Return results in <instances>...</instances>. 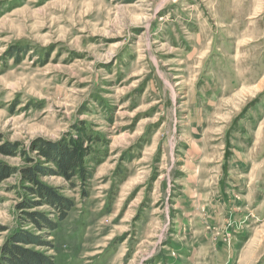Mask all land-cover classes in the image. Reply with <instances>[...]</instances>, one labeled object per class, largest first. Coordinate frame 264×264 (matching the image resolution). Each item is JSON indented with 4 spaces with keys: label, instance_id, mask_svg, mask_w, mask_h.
<instances>
[{
    "label": "rangeland",
    "instance_id": "obj_1",
    "mask_svg": "<svg viewBox=\"0 0 264 264\" xmlns=\"http://www.w3.org/2000/svg\"><path fill=\"white\" fill-rule=\"evenodd\" d=\"M64 138L91 179L42 177L75 208L54 249H27L55 264H264V0H0V147L51 166L35 146ZM19 181L0 184V252L26 217Z\"/></svg>",
    "mask_w": 264,
    "mask_h": 264
},
{
    "label": "trees",
    "instance_id": "obj_2",
    "mask_svg": "<svg viewBox=\"0 0 264 264\" xmlns=\"http://www.w3.org/2000/svg\"><path fill=\"white\" fill-rule=\"evenodd\" d=\"M18 149L21 148L0 147L1 155L13 158L19 155L25 163L23 168L14 169L0 162V184L19 174V184L13 188L20 200L16 210L19 213H26L24 214L26 217L18 218L19 230L4 243L0 252V264H55L53 256L49 257L26 247L54 249L53 243L49 241L50 235L68 218L69 213L75 208V203L63 196L57 188L43 184L41 179L46 176L61 177L66 181L77 179L85 186L91 179L92 172L87 167L85 151L77 138H64L56 143L40 141L35 146L34 152L38 153L40 160L50 163L51 166H45L37 161L32 156L31 147L28 150L22 148L20 154ZM43 206H48L51 212L49 214L31 212ZM28 224L34 225L44 235H34L24 230ZM6 231L5 227L0 226V234Z\"/></svg>",
    "mask_w": 264,
    "mask_h": 264
}]
</instances>
